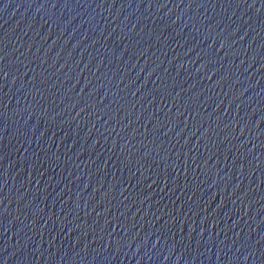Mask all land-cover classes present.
Segmentation results:
<instances>
[{
	"label": "water",
	"instance_id": "obj_1",
	"mask_svg": "<svg viewBox=\"0 0 264 264\" xmlns=\"http://www.w3.org/2000/svg\"><path fill=\"white\" fill-rule=\"evenodd\" d=\"M0 264H264V0H0Z\"/></svg>",
	"mask_w": 264,
	"mask_h": 264
}]
</instances>
